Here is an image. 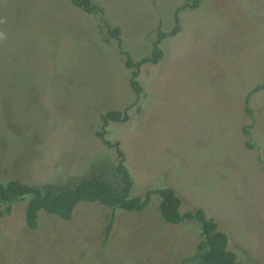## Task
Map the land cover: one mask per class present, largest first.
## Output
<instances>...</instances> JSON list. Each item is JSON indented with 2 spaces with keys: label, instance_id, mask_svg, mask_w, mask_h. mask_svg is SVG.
I'll use <instances>...</instances> for the list:
<instances>
[{
  "label": "rangeland",
  "instance_id": "obj_1",
  "mask_svg": "<svg viewBox=\"0 0 264 264\" xmlns=\"http://www.w3.org/2000/svg\"><path fill=\"white\" fill-rule=\"evenodd\" d=\"M187 1L91 0L100 17L70 0H0V183L66 187L94 172L119 188L103 132L118 143L130 196L170 188L180 212L214 221L237 261L264 264V89L243 112L263 80L264 0L177 9ZM158 31L161 57L139 66L135 94L122 52L149 56ZM123 109L102 131L99 115ZM25 201L0 215V264H192L179 261L199 239L196 221H161L155 191L139 212L79 203L66 221L38 211L36 228Z\"/></svg>",
  "mask_w": 264,
  "mask_h": 264
},
{
  "label": "trees",
  "instance_id": "obj_2",
  "mask_svg": "<svg viewBox=\"0 0 264 264\" xmlns=\"http://www.w3.org/2000/svg\"><path fill=\"white\" fill-rule=\"evenodd\" d=\"M70 3L77 9L87 13L102 16V7L93 4L91 0H70ZM200 0H189L177 7V9L185 7H196ZM106 33L116 40L119 45V29L104 22ZM178 26L174 23L169 35H174ZM165 36L162 32L156 33L155 41L151 45L150 55L143 57L137 61H133L125 53L124 65L133 68L129 76V87L136 94L139 87L135 80L138 74L139 66L142 63L150 62L155 64L161 57V50L158 48L159 41ZM264 89V72L261 83L249 90L243 98V112L250 117V110L247 107L248 95L252 92ZM122 111L109 110L99 115L102 131L108 121L121 122L126 119V114ZM251 124L242 127V133L248 134V128ZM106 145L113 146L119 155L115 171L120 178V186L116 188L108 183L100 174L91 172L77 179L73 184L66 187H47L38 188V186L24 183L15 179L9 180L4 184L0 183V203L5 204L0 210V215L10 213V204L14 201L24 200V222L32 228L37 226L38 211L58 216L60 219L69 220L73 209L79 203H97L104 207H109L111 211L121 209L125 212L142 211L149 202L150 194L155 191L159 197L157 205L158 218L164 223L178 224L182 220L194 219L199 228V239L195 248L190 254L181 257L180 263L190 262L192 264H241L235 259L232 252L226 249V235L217 230L216 224L212 219L205 218L201 209L179 211V198L168 187H161L156 190H145L142 198L130 196L131 181L126 168L122 165L123 155L118 150V143H110L102 139L103 132H95ZM248 146H251L246 142ZM113 213L109 215L107 222L103 228L104 242L109 237L112 228Z\"/></svg>",
  "mask_w": 264,
  "mask_h": 264
}]
</instances>
